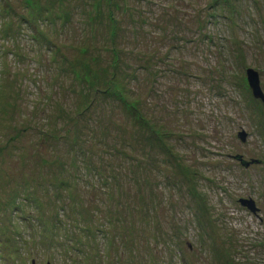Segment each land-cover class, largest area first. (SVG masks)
I'll list each match as a JSON object with an SVG mask.
<instances>
[{"label":"rangeland","instance_id":"374dc122","mask_svg":"<svg viewBox=\"0 0 264 264\" xmlns=\"http://www.w3.org/2000/svg\"><path fill=\"white\" fill-rule=\"evenodd\" d=\"M247 69L264 0H0V264H264Z\"/></svg>","mask_w":264,"mask_h":264},{"label":"water","instance_id":"95a60500","mask_svg":"<svg viewBox=\"0 0 264 264\" xmlns=\"http://www.w3.org/2000/svg\"><path fill=\"white\" fill-rule=\"evenodd\" d=\"M246 79L248 82L249 88L252 90V94L255 99H260V101L264 104V98L262 95V92L259 88V82H258V76L257 73L251 69L246 70ZM237 137L240 139L241 142H244L245 140V133L241 131L238 133ZM234 159L238 161L243 167H248L251 164H257L258 160H251V161H243L241 156H234ZM239 203L243 206L246 207L251 213H255L257 210L253 204L252 201H247V200H239ZM33 264V262H32ZM49 264V263H47Z\"/></svg>","mask_w":264,"mask_h":264}]
</instances>
